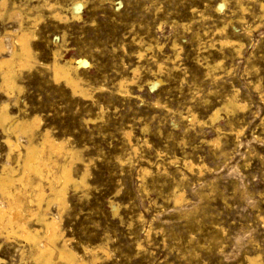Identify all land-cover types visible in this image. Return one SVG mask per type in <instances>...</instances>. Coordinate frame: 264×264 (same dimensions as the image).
Instances as JSON below:
<instances>
[{"label": "rangeland", "instance_id": "rangeland-1", "mask_svg": "<svg viewBox=\"0 0 264 264\" xmlns=\"http://www.w3.org/2000/svg\"><path fill=\"white\" fill-rule=\"evenodd\" d=\"M45 1L6 0L0 16V34L33 35L9 95L0 72V105L39 115L35 144L49 129L71 152L48 161L68 166L65 201L48 190L32 208L60 210L68 247L90 262L97 248L96 264H264V0H78V20L75 0ZM71 58L88 61L73 72L87 96L54 78ZM7 135L18 139L0 123V167L18 158ZM8 234L0 264H40L34 243Z\"/></svg>", "mask_w": 264, "mask_h": 264}, {"label": "bare ground", "instance_id": "bare-ground-1", "mask_svg": "<svg viewBox=\"0 0 264 264\" xmlns=\"http://www.w3.org/2000/svg\"><path fill=\"white\" fill-rule=\"evenodd\" d=\"M45 2L46 3L43 5L51 10V15L54 18L59 20L68 18L67 15H61L62 13L59 12L60 10H57L55 3H50L48 1ZM5 5L6 0H1L0 16L2 15ZM71 5L69 11L71 10L72 17L78 20V18L82 17V3L75 0ZM261 5L264 7V4ZM218 6L222 7L223 4ZM17 10L19 9L17 8L16 11H12V16L19 15L20 18L23 11L21 13V11ZM24 30L22 29L16 35H12L14 30L11 34V31L4 32V35L0 34V72L3 81L2 88L8 95L15 91L18 86L15 78L16 65L23 66L28 64L30 62L29 58L32 56L31 47L28 42L29 38L33 35ZM233 43L236 42L233 41ZM17 44L20 45V49L16 48ZM7 51L10 53L9 56L4 55ZM57 59L52 66L54 78L56 80H64L74 94L87 96L86 90L81 82L74 77L75 74L73 72L80 66L86 65L88 61L83 58H71L67 59L65 63H60L61 61H58ZM161 66L162 65H158L157 70H160ZM160 82L161 80L154 81L152 82V86H156ZM237 103V100L234 98H229L226 106L227 108H229L230 105L235 107ZM8 108V102H3L0 105V123L5 126L6 130L16 133L18 137L17 140H12V138L7 135L6 141L8 142L10 150L17 147L19 152L16 162L11 160V153H6L5 161L0 167V234L5 230L9 234L21 235L34 243L37 246V249H35L37 251L34 253V256L40 264H53L55 257L65 261L67 264H96L98 256L97 254L95 255V252L97 248H93L89 251L93 254V259L90 262L81 257L78 258L79 256L77 257L74 251L68 247L70 239L65 237L64 230L61 228L60 210H58L57 213L54 212L50 217H47V211L41 209L43 212L40 211L41 213H37L35 211L37 208L34 209L31 205V202L35 200L40 202L45 199L48 190L52 192V197L49 201L52 200L57 205H60L65 201L66 186L68 182L72 180L68 166L62 165V167L59 168V161L58 159H55L54 164L56 165L57 170L50 172V164L48 162L52 158V154L55 152H64L66 154L70 152L66 148L65 142L57 141L48 129L42 133V141L39 144H35L32 140V136L35 135V131L40 127L42 120L37 117L39 115L36 117L34 115L32 116L33 118L30 117L32 119H15L16 116H12L9 111L10 109ZM217 112H215V115ZM195 117V114H192V120L195 119ZM23 134L28 137L27 143L21 141V136H23ZM21 144L24 145V148L21 147ZM20 159H22V161ZM187 164L190 167H196V163L194 162H189ZM46 184H48L49 187L47 189L45 187ZM182 196L183 194L181 193L176 196L178 202L182 200ZM30 214L31 216L37 215L42 220L43 232L39 227L32 229L31 226H29L26 218L27 215ZM41 232L43 235L40 234ZM4 260L3 258H0V262H4ZM248 261L249 264H261L257 257H248Z\"/></svg>", "mask_w": 264, "mask_h": 264}]
</instances>
